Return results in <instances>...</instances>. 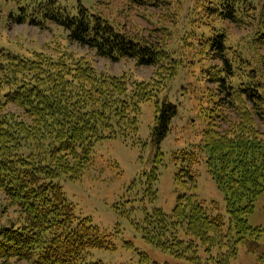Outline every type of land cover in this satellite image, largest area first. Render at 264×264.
<instances>
[{"label":"rangeland","instance_id":"1","mask_svg":"<svg viewBox=\"0 0 264 264\" xmlns=\"http://www.w3.org/2000/svg\"><path fill=\"white\" fill-rule=\"evenodd\" d=\"M59 1L71 13L82 4L120 32L159 52L156 66H139L131 59L112 62L99 57L95 50L71 41L68 32L58 25L48 22L39 27L17 23L13 15L19 12L24 0H0V103L4 104L0 110L3 113H16L26 119L17 105L6 104L7 95L17 88L16 81L3 82L6 80L3 69L13 63L5 59V54L34 62L40 71L32 75L29 71L21 72L17 79L24 82L31 78L28 84L36 75L49 94L58 91L60 77L63 79L60 84L68 87L67 97L75 95L82 84L90 89L93 82L98 87L105 82L108 88L114 79L126 90L124 95L115 94L112 100L113 127L107 124L108 127L101 131L102 136L110 138L96 143L92 162L81 176L82 163L59 155L60 159L65 157L60 170H70L77 176L73 180V176L57 171L59 176L55 182L73 205L76 217L88 218L109 243L108 249L89 250L86 259L104 264H193L191 259L194 264H225L228 261L229 264H264V192L257 196L253 212L248 216L249 225L260 231L256 237L245 236L236 246V256L229 260L227 246L234 247L233 242L240 237L237 232H228V195L210 175L208 155L202 150L203 132L211 123L215 110L221 107L219 112L225 110L232 114L222 108L224 95L217 82L222 63L208 41L216 35L223 37L224 55L233 62L236 75H239V79L233 80L235 86L241 79L246 81L251 71L257 81L264 83V45L256 44L257 40L264 41V0H240L236 4L235 22L225 20L219 11L213 14V9L223 0H146L141 4L127 0ZM26 7L29 12L33 10ZM80 69H91L96 76ZM113 91L116 92L114 88ZM163 101L174 103L178 114L171 122L167 137L157 145L152 140V131L157 106ZM230 101L239 109L251 107L238 96ZM134 122L136 126H132ZM258 128L264 131V127ZM47 137L43 138L45 146L40 152L30 149L29 145L22 146L25 142L16 147L25 155L32 150L39 159L46 158L47 145L53 138L52 135ZM193 154L197 160L192 164ZM259 156H264V147ZM156 169L158 180L153 183ZM188 174L192 179L186 177ZM193 185H196L198 199L205 201L210 214H221L226 226L223 234L203 242L187 233L186 224L181 227L177 221H171L168 231L164 232L163 243L180 239L194 246L191 252L176 250L173 256L145 240L146 218L155 209L170 217L178 196H190ZM24 224V212L0 187V231L6 227L17 229ZM251 243L259 249L249 251ZM0 264L31 263L7 259L0 260Z\"/></svg>","mask_w":264,"mask_h":264},{"label":"trees","instance_id":"2","mask_svg":"<svg viewBox=\"0 0 264 264\" xmlns=\"http://www.w3.org/2000/svg\"><path fill=\"white\" fill-rule=\"evenodd\" d=\"M127 1L133 4L146 2ZM239 1L223 0L212 12L215 14L219 11L225 20L235 22ZM24 2V5H20L19 12L13 15L17 23L39 27L48 22L58 25L68 32L71 41L95 50L99 57L112 62L131 59L139 66H156L159 63L156 48L120 32L101 15L91 13L82 4L78 5L75 13H71L59 0ZM26 5L33 10L29 12ZM262 40H257L256 44L264 45ZM208 46L213 48L217 59L222 63V67L218 69L220 75L217 81L224 95L222 108L233 114L225 113V110L219 112L221 107H217L219 110H215L211 123L203 132L202 148L208 155L210 175L228 195V232H237L240 237L236 243L233 242L234 247L227 246V258L230 260L236 256V246L242 243L245 236L256 237V233L260 231L249 225L248 216L253 212L255 199L264 192V156L258 157L264 147V131L258 128L264 127V83L257 81L256 76H252L254 71H251L252 74L246 76V81L241 79L240 84L235 86L233 80L239 79V75H236L233 62L224 55L223 37L216 35L208 41ZM4 56L8 62L13 63L9 68L3 69L7 80L3 79V82L16 81L17 88L7 95L6 104L17 105L23 110L26 119L16 113H3L0 110V187L24 212L25 224L17 229L6 227L0 231V260L18 259L31 264H104L101 261H88L86 257L91 249H108L107 238L88 218L76 217L73 205L55 180L59 176L57 171H61L64 166L65 157L60 159L59 155L82 163L79 176L90 166L96 143L110 138L102 136L101 131L108 127L107 124L113 127L112 100L115 94L124 95L126 90L121 89L115 79L110 81L112 83H109L108 88L105 82L100 84L101 87L93 82L90 89L77 83L82 88L79 90V87L72 97H67L68 87L60 84L63 82L60 77L58 91L49 94L50 91L40 85L36 75H33L32 83L28 84L31 78L24 82L17 79L21 72L29 71L32 75L33 72L40 71L34 62L12 54ZM25 66L30 69L27 70ZM84 72L96 76L91 69ZM67 84L68 81H65V85ZM236 96L243 103L249 102L251 107L237 108L236 103L230 101ZM3 106L0 103L1 109ZM157 107L152 140L160 145L170 131L178 108L170 101H163ZM231 116L235 118L232 119ZM115 117L121 118L118 115ZM126 123L129 124L128 121ZM136 125L137 123H132V126ZM49 135L53 138L47 145L49 151L44 154L47 155L46 158L39 159L38 154L32 150L29 155H25L17 148L25 142L22 146L29 145L30 149L40 152ZM192 156L193 164L197 159L194 154ZM155 172L157 175L151 179L153 183L158 180V170ZM61 173L73 176L71 179L76 180L77 175L70 170ZM186 177L192 179L191 174ZM177 180L182 184L178 178ZM195 190L196 185H193L190 196H178L170 217L159 209L147 216L148 232H144V237L148 243L173 256L176 250H183L184 253L193 251V243L190 245L180 239L163 243L166 235L164 232L168 231L171 221H177L181 227L186 224L187 233L203 242L207 238L223 234L226 226L224 217L221 214L211 215L205 201L198 199ZM155 199L156 195L153 197ZM248 248L251 252L259 249L252 243ZM191 262L194 264V259ZM225 264H229V261Z\"/></svg>","mask_w":264,"mask_h":264}]
</instances>
